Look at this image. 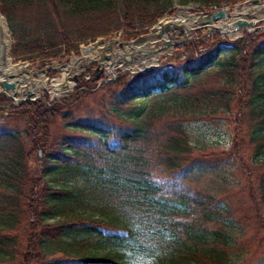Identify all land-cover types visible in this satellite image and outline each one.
Instances as JSON below:
<instances>
[{"label":"trees","instance_id":"16d2710c","mask_svg":"<svg viewBox=\"0 0 264 264\" xmlns=\"http://www.w3.org/2000/svg\"><path fill=\"white\" fill-rule=\"evenodd\" d=\"M190 1L210 9L240 0L181 4ZM173 10L172 0H0L16 39L13 57L41 69L79 56V44L98 36L121 30L129 41ZM178 51L188 56L175 66L118 72L103 84L116 103L100 121L77 118L85 98L96 95L94 65L61 100L45 94L17 107L0 96V264L14 259L16 235L28 222L26 264H120L115 259L126 252L151 264H250L264 245V30L232 41L197 32ZM215 68L222 85L197 83ZM158 95L173 97L183 114L144 123L140 105ZM229 106L239 143L225 162L193 157L187 125L206 111L230 113ZM240 172L249 181V206L237 216L222 194L242 184L229 181ZM80 178L78 188L63 185ZM98 199L105 218L94 214ZM117 206L135 222L124 224Z\"/></svg>","mask_w":264,"mask_h":264},{"label":"rangeland","instance_id":"374dc122","mask_svg":"<svg viewBox=\"0 0 264 264\" xmlns=\"http://www.w3.org/2000/svg\"><path fill=\"white\" fill-rule=\"evenodd\" d=\"M181 1L183 0H172V8H174L173 14L163 15V17L160 18L152 28H149V30L146 33L132 37L129 41H123L122 36H124V33L121 30H119L118 32L111 35L110 38L107 37V40L113 39L119 42H125V43L131 44L140 37H144V36L148 37L151 35V32H152L151 29L153 28L155 29L164 19H168L170 17L171 18L177 17L181 9L187 10L186 14L187 15L189 14L190 17H195L196 15H198L199 17L198 19L200 20V21L196 20L194 26L192 27V29L194 30L190 32L189 34H187L188 39H191L192 37H194V35L197 32H201L203 35H213L214 33H217L221 38H225V39L232 41V40L241 38L242 34L244 33L253 34L256 31L264 30V0H240L236 2L234 5H229V6L224 5L219 8H215L211 6L210 9H207L206 7L202 6L200 3H197L194 1H190L187 5H182ZM254 1H257V2L255 3ZM247 5L252 7L251 13L249 14L250 17L249 16L244 17V18H241V16L237 17V14L241 15L242 13L241 10L243 9L244 6H247ZM217 10H223V11L225 10V11H228V13L232 14V17L230 19L224 21V23L227 25L233 26L232 22L236 19H240V20H243L246 22H252V23H255L257 21L259 22L257 24L256 23L254 24L255 25L254 29H249L247 27H244L242 31L234 32V33L233 32L226 33L225 31L218 32L216 30H213L207 27L209 25L220 27L221 23L219 24L218 22H210V23L205 22V19H206L205 16H207V14H209L208 16H211V13ZM1 27H6L7 32L3 33V29ZM184 34L186 33H183V35ZM6 36L8 37L7 43L9 44V47H10V55L13 58L12 60H13L14 65H19L21 63L27 64L29 67L28 71L31 74L33 73V76L31 77L32 80L29 81V86L27 84H21V83L19 85V83L16 82V78L14 77L10 78V80L4 79L5 81H8L9 83H16L18 89H20L21 92H23L22 96L17 95L15 91H11V90L7 91L0 85V92H3V91L6 92V94L2 93L0 94V96L6 95L7 97L12 98V100L15 99L17 102L19 101L20 97L26 98L27 92L30 89H35L36 86H34V83H36L37 81H41L40 80L41 76L46 77L47 82L49 83L48 87L50 88L52 85L51 81L54 78L62 77L63 70L67 69L70 72L68 74V78L74 86L75 75H81V73L86 70V69L85 70L83 69L84 67L87 68L91 65H94V76H92V78L96 79V82H97L96 84L97 86L94 90L95 91L94 93H96V95H90L89 97L85 98L83 105H82L83 108L80 111H78L77 113L78 116L77 114L76 116L77 118H81V119L90 118L94 121H100L101 114L102 113L111 114V109L113 108L112 105L116 103L115 93L107 91V89H105L107 87L100 90V87L102 86L100 83L101 80L102 81L105 80L106 82L111 83L116 78V75L118 72L125 73L128 71L130 74L136 73L135 70L130 65L133 63V61H135L138 58V55L135 56L134 58L129 57V62L127 63L124 62V60L121 58L117 62H114V57H112L113 54L115 55L121 54L122 49H120L117 43H114L112 45L110 44L106 45L109 42H106V40L104 39L105 37L103 38V36H98V37H95V39L93 40H87V41L81 42L79 44V49H80L79 56L72 55L68 62L54 61L53 65L51 66L47 65L43 69L39 68V65H34L29 60L13 57L11 51H12L13 44L16 43V39L12 33V30L9 26L7 19L4 16L0 15V38L3 37V39L5 38L7 39ZM180 36L175 38L171 36L169 33L168 38L170 39L175 38V40H177V42L179 43L178 46H180L181 45L180 43L181 39L179 40ZM99 41L103 43L102 46H99L100 49H98L99 54H101V56H99L100 61L99 60L81 61L79 67L72 66L74 62L80 60L81 57L83 56V49L89 48L91 45L99 43ZM163 41L161 39H158L157 40L158 44L153 46V48H155V50H158L160 47L164 46ZM169 48L168 47L164 48L162 52L160 53L159 52L152 53L154 57H156L155 60L158 66L152 67L151 69H148L145 72H148L149 70H157L156 68L158 67L159 68H169V67L175 66V62H177L178 60H182L188 56V53L186 51H178L174 54L173 50L176 47H173V48L171 47L173 49L172 52H169L170 50ZM130 62L132 63L130 64ZM128 63L130 64L129 66H128ZM105 64L107 65L112 64L111 65L112 72H110L109 69L105 67ZM53 71H56V74H53ZM218 71L219 70L215 68L209 73L202 74L197 79L198 81L197 83H201L202 85L207 86L208 88L217 87L218 85H222L221 76H220V73H218ZM139 73H144V72L139 71ZM101 76L103 77L101 78V80H99ZM37 93H38V96H41V97L47 93L50 96V99L52 98V100L61 99V96L53 97L47 87H40ZM70 93L71 92H68L67 95H69ZM17 102L16 104H18ZM140 107H143L144 112L147 113V115L145 114L143 115L142 121L144 123L145 122L151 123L153 121H156L157 123L163 122L168 119H173L172 116L179 117L181 113L183 114V111L180 109L178 104L174 101V98L173 97L171 98L170 96L158 95V96L148 98L143 103H141ZM205 108L211 109L210 106L204 105L203 109ZM229 108L231 109L230 113H227L223 110H215V111L205 110L206 115H200L201 117L199 118L200 120L190 122L187 125V128H188L187 131L192 141L190 145L193 146V149H194L193 157L212 158V155H213L216 159H218L217 161L225 162V160L227 159V155L230 153L231 149L234 150L233 145L235 144V142L239 143L237 140H234V130H233V129H236V124L233 122L236 109L232 106H229ZM203 109H200V111H202ZM0 116H1L0 119L1 118L2 120L5 119V114L3 116L2 115ZM185 116H188V115H185ZM192 118H195V116H193ZM55 133L56 135L58 134L57 131H55ZM72 135H75V134H72ZM235 148H240L238 149L240 153L242 150L244 151L243 158L248 157L246 153L247 150L242 149V147L240 146H236ZM57 178L61 179V175L53 177V179H57ZM238 179L241 181L242 184L238 188L226 187L227 192H224L222 195L224 196V199L228 198L230 200V202L232 203V204L230 203V207L232 205V209L234 210L235 214L237 216H241L242 214L247 213L248 211L247 207L249 206V204H248V199H247L248 197L247 189L249 186V181L241 172L237 176L234 175L233 177L229 178V181L236 184ZM208 180L209 182L206 180L207 185L209 183H212L210 179ZM63 185L68 188H76V187L78 188L82 185V180L81 178L80 179H70L68 180V182H64ZM239 188H243L242 191H240ZM94 203H95L94 214L96 215V218H105L106 215H104L105 213H103V211L101 210V207L103 210H107L108 208H105L103 206L106 204H104V202L101 201L100 199L95 200ZM112 210H113V213H116V216L124 224H127V223L130 224L131 220L132 222H135L136 217L128 209H124L121 206H117L116 209L113 208ZM28 224L29 222L26 225L24 224L23 227L18 232V235H16L18 247L16 250V255L14 256V259L9 264H26V262L23 260V255L25 253H28V250L30 249L28 245L30 243V237H31V232H32V230L27 227ZM26 229H28L29 231H27ZM261 237H263V232L259 233L258 238H261ZM256 240L257 239L255 238V241ZM245 241L250 242V249H252L255 246V244L252 242V237L250 234L247 235ZM32 250H33V254H35V250L34 249ZM119 255L120 257L116 258L115 262H118L120 264H151V261L149 259L139 257L130 252H126V253L119 254ZM251 257L253 259L250 262V264H264V245H262L260 249L258 250V252L255 253ZM30 264H33V262Z\"/></svg>","mask_w":264,"mask_h":264},{"label":"bare ground","instance_id":"6f19581e","mask_svg":"<svg viewBox=\"0 0 264 264\" xmlns=\"http://www.w3.org/2000/svg\"><path fill=\"white\" fill-rule=\"evenodd\" d=\"M252 7L250 6H244L241 10V15L237 14L238 16H241V18L248 17L251 13ZM260 10V9H259ZM239 11V10H237ZM236 11V12H237ZM185 9H181L178 13L177 17L175 18H168L161 21V23L151 32V35L148 36L146 39H144L142 42H139L137 44H128L124 45L121 49V54H118L117 56L114 55V61L117 62L121 57L123 59H126L127 62H129V57L131 58V55L137 56L138 58L130 64L128 63V66L130 65L134 70L136 69H149L155 64L154 55L152 54L153 51H155V48L153 46L157 45L158 39L166 40L169 36V32L173 30L174 32H177L179 29L181 31H188L192 29L194 26L197 18L196 17H190L189 14H186ZM228 14V13H227ZM230 17L232 14H228ZM234 17V16H233ZM250 17V16H249ZM3 29V33L7 32L6 27H1ZM223 31L226 33L229 31L228 28H223ZM180 32V31H179ZM9 35V34H8ZM7 37V36H6ZM7 39L0 38V85L5 81L4 79L10 78H16V82L21 84H27L29 86V81L32 80L33 73L31 74L28 71V65L21 63L19 65H14L13 58L10 55V47L7 43ZM106 44V43H105ZM103 43L99 41V43L91 45L89 48L83 49V56L80 60L74 62L72 66L79 67L81 61H93V60H99V46H102ZM108 45V43L106 44ZM106 47V46H104ZM103 48V47H102ZM157 49V48H156ZM157 56V55H156ZM102 63V62H101ZM86 65V64H85ZM104 65V64H103ZM82 67V66H81ZM105 67L109 69L110 72H112L111 64L107 65L105 64ZM69 70L64 69L63 70V76L59 78H54L51 83V87H48V82L46 77L41 76V81H37L34 83L35 89H30L33 95H38V89L40 87H47L49 92L52 94L53 97L57 96H63L67 94L72 88L73 84L70 82L68 78ZM16 94L19 96L23 95V92H21L18 87L16 88ZM18 96V97H19ZM25 97V96H24ZM21 98V97H20Z\"/></svg>","mask_w":264,"mask_h":264},{"label":"water","instance_id":"95a60500","mask_svg":"<svg viewBox=\"0 0 264 264\" xmlns=\"http://www.w3.org/2000/svg\"><path fill=\"white\" fill-rule=\"evenodd\" d=\"M255 3L257 2V1H254ZM187 11V10H186ZM196 18H197V20L198 21H200L198 18V16L196 15L195 16ZM205 22H207V23H210V22H223V21H225V20H228L229 18H231L228 14H227V11H223V10H218V11H215L211 16H205ZM259 21H257V22H255L256 24L258 23ZM233 26L232 25H226V24H224L223 23V25L222 26H220V27H217V26H211V25H209L207 28H210V29H213V30H216V31H218V32H224L222 29L224 28H228L229 29V31L228 32H239V31H242L243 30V28L244 27H247V28H249V29H254L255 28V23H252V22H246V21H243V20H240V19H236V20H234L233 22ZM151 30H153V29H151ZM150 30V31H151ZM194 29H190V30H188L187 32H184V31H181V29H179L177 32H174L173 30H171L170 31V34H174L175 36H178L179 34H182V33H186V34H184L183 35V37L181 38V41H186L187 39H188V36H187V34H189L190 32H192ZM180 31V32H179ZM147 36H144V37H140V38H138V39H136L132 44H137L138 42H142L145 38H146ZM114 43H117L118 44V46L120 47V48H122L123 47V45H128V44H130V43H125V42H119V41H117V40H111L110 41V44L112 45V44H114ZM163 43H164V46H162V47H160L158 50H155V51H153V53H156V52H162V50L164 49V48H166V47H170L169 49V52H172V48L173 47H175V46H177L179 43L177 42V41H174V40H170V39H166V40H164L163 41ZM172 47V48H171ZM115 56H117V55H115ZM131 58H134V55H131ZM121 59H123L122 57H121ZM124 60V62H126L127 63V60L126 59H123ZM146 70V68H144V69H141V71H145ZM136 72V71H135ZM2 85V87L5 89V90H8V91H16V88H17V85L15 84V83H9L8 81H3V83L1 84ZM3 92H0V94H2ZM4 94H6V93H4ZM33 96V94H32V92L31 91H28V94H27V98H25V99H20L19 101H18V104H17V106H20V105H22L23 103H25V102H27V101H35L38 97H36V99H32L31 97Z\"/></svg>","mask_w":264,"mask_h":264},{"label":"flooded vegetation","instance_id":"af4514ba","mask_svg":"<svg viewBox=\"0 0 264 264\" xmlns=\"http://www.w3.org/2000/svg\"><path fill=\"white\" fill-rule=\"evenodd\" d=\"M175 39V38H174Z\"/></svg>","mask_w":264,"mask_h":264}]
</instances>
